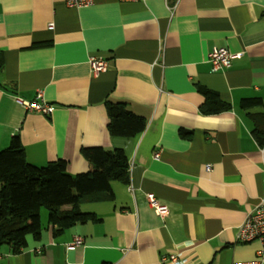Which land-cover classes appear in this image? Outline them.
<instances>
[{"label":"crops","instance_id":"0c3cea01","mask_svg":"<svg viewBox=\"0 0 264 264\" xmlns=\"http://www.w3.org/2000/svg\"><path fill=\"white\" fill-rule=\"evenodd\" d=\"M215 48L239 58L214 71L208 56ZM0 55V151L17 136L28 163L62 159L71 175L92 170L83 149L122 148L130 164V183H112L113 201L82 205L100 222L54 238L40 211L41 240L30 239L19 254L0 247V264H173L162 260L175 254L184 264L255 259L258 244L237 236L264 196V146L249 116L264 113V0H94L84 8L0 0ZM90 57L107 60V71L94 74ZM199 87L217 92L231 111L203 115ZM40 91L50 115L17 104ZM252 98L263 106L242 110ZM108 102L146 119L145 131L112 137ZM180 129L192 139L180 138ZM148 194L167 206L166 217ZM76 237L82 244L68 250Z\"/></svg>","mask_w":264,"mask_h":264},{"label":"trees","instance_id":"16d2710c","mask_svg":"<svg viewBox=\"0 0 264 264\" xmlns=\"http://www.w3.org/2000/svg\"><path fill=\"white\" fill-rule=\"evenodd\" d=\"M3 58L0 55V73ZM205 102L200 108L203 115H216L231 111L217 92L199 87ZM260 98L244 99L240 108H261ZM108 130L112 137L137 138L146 129V119L134 114L126 105L106 104ZM254 123L253 136L264 146V113L249 114ZM180 138L191 140L193 133L180 129ZM83 155L92 162V170L71 175L68 163L59 159L44 167L28 163L19 137H14L9 148L0 151V247L9 246L19 254L29 246V240L40 241L43 228L40 211L48 210V227L58 237L76 225L101 221L94 213L82 211L87 203L114 200L113 182L130 183V164L122 148L112 151L98 147L94 151L83 149Z\"/></svg>","mask_w":264,"mask_h":264},{"label":"built area","instance_id":"2783aa9c","mask_svg":"<svg viewBox=\"0 0 264 264\" xmlns=\"http://www.w3.org/2000/svg\"><path fill=\"white\" fill-rule=\"evenodd\" d=\"M65 3L71 8H84L92 5L94 0H65ZM49 28H53V24H50ZM236 58H239V55L231 53L227 48H215L208 56V60L214 71L229 68L232 61ZM88 62L94 74L106 72L108 69L107 60L103 58L90 57ZM16 102L30 112H36L43 115H50L53 112L52 105L44 100L41 91L38 92L34 101H25L21 98H17ZM155 158H159V155L156 154ZM206 169L207 171H210L211 167L207 166ZM147 201L158 216L166 217L168 215L167 206L161 204L154 195L148 194ZM237 240L242 244L257 243L258 250L254 260L238 262L236 264H264V196L260 204L247 214L244 222L240 225ZM82 241V238L76 237L73 244L69 245L67 249L74 250L82 244ZM162 261H170L173 264H184L186 259L181 258L179 254H175L168 258H163Z\"/></svg>","mask_w":264,"mask_h":264},{"label":"rangeland","instance_id":"374dc122","mask_svg":"<svg viewBox=\"0 0 264 264\" xmlns=\"http://www.w3.org/2000/svg\"><path fill=\"white\" fill-rule=\"evenodd\" d=\"M42 212H44L46 215H49V213H48V210L47 209H42L41 210ZM41 213V212H40ZM41 215V214H40ZM48 217V216H47Z\"/></svg>","mask_w":264,"mask_h":264}]
</instances>
